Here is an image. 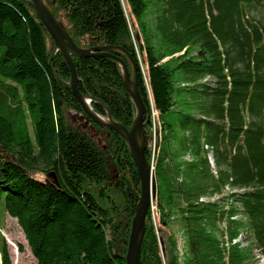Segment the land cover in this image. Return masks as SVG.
<instances>
[{
    "label": "trees",
    "instance_id": "trees-1",
    "mask_svg": "<svg viewBox=\"0 0 264 264\" xmlns=\"http://www.w3.org/2000/svg\"><path fill=\"white\" fill-rule=\"evenodd\" d=\"M45 1L76 46H118L145 63L139 92L158 117L146 157L159 226L149 211L141 264H260L264 0ZM52 51L25 3L0 0V226L16 220L35 264H126L135 167L123 140L88 120L54 76L70 79L59 54L49 62ZM73 62L80 91L129 129L135 110L116 64ZM0 264H11L1 235Z\"/></svg>",
    "mask_w": 264,
    "mask_h": 264
},
{
    "label": "water",
    "instance_id": "water-1",
    "mask_svg": "<svg viewBox=\"0 0 264 264\" xmlns=\"http://www.w3.org/2000/svg\"><path fill=\"white\" fill-rule=\"evenodd\" d=\"M21 1L31 9L53 43V51L49 62L53 56L59 54L68 68L70 79L68 82H64L55 72L53 73L54 76L73 95L88 120L96 127L118 135L127 147L138 177L139 191L136 192L137 202L134 217L131 221L124 260L126 264H141V249L146 231V218L153 208L156 182L152 163L146 157V152L150 146V138L145 134L144 129L149 122V109L139 92L137 62L126 50L118 46H76L64 25L55 18L51 7L45 0ZM120 56H123L124 59ZM73 58L107 59L116 64L123 89L135 110L132 125L129 129L116 122L103 103L80 91L79 78ZM92 104L100 105L104 114L96 113Z\"/></svg>",
    "mask_w": 264,
    "mask_h": 264
},
{
    "label": "rangeland",
    "instance_id": "rangeland-1",
    "mask_svg": "<svg viewBox=\"0 0 264 264\" xmlns=\"http://www.w3.org/2000/svg\"><path fill=\"white\" fill-rule=\"evenodd\" d=\"M136 55H137L138 69H140V72L142 73V76L145 79L146 78L145 63L143 61L142 56L138 52L136 53ZM149 99H151V98L149 97ZM151 104L152 103L150 102L149 122L147 124V126L150 127V134L149 135L147 134V136L150 138V143H149L150 146H149L148 150H149L151 158L153 160L154 147L158 143V139H157L158 117L156 115L152 114V111H151L152 105ZM80 120H81L80 124H82L83 120L81 118H80ZM90 131L93 132L97 144L99 146H103L104 143L101 139L102 134L99 132H96L93 128H91ZM98 134H100V135H98ZM208 158L211 162L210 156ZM185 159L189 160V157H186ZM151 212H152V219L154 221L155 226H159L158 218H157L154 207L152 208ZM134 213H135V211H134ZM133 217H134V215H133ZM171 231L175 235L176 244H177V255H178L179 262H181L182 253L185 251V249H184V242H183L182 233L178 230L177 223H174V225H172ZM0 235L4 238L5 243L8 246L11 264H35V260L31 255V252L29 250V247L27 245L26 240L24 239V235H23L21 229L19 228L15 219H13L7 215L4 217L2 226H0ZM244 239H245L244 236H240L238 239V241L240 242V244L242 246L247 245V242H245ZM260 264H264V258H262L260 260Z\"/></svg>",
    "mask_w": 264,
    "mask_h": 264
},
{
    "label": "built area",
    "instance_id": "built-area-1",
    "mask_svg": "<svg viewBox=\"0 0 264 264\" xmlns=\"http://www.w3.org/2000/svg\"><path fill=\"white\" fill-rule=\"evenodd\" d=\"M151 105H152V104H151ZM151 111H152V114H154V115L157 116V113L154 111L153 105H152Z\"/></svg>",
    "mask_w": 264,
    "mask_h": 264
}]
</instances>
